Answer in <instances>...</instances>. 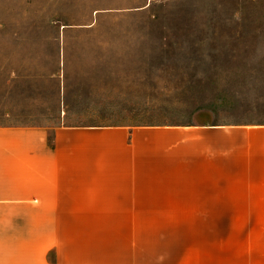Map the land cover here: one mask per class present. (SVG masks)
<instances>
[{
  "label": "rangeland",
  "instance_id": "obj_1",
  "mask_svg": "<svg viewBox=\"0 0 264 264\" xmlns=\"http://www.w3.org/2000/svg\"><path fill=\"white\" fill-rule=\"evenodd\" d=\"M117 1L0 0V101L57 98L64 84L66 124H185V190H264V131H253L264 123V0L185 5V22ZM6 105L0 122L13 118ZM52 109L11 115L57 123ZM232 123L247 126L231 133ZM92 218L103 222L63 215V242L70 229L84 237Z\"/></svg>",
  "mask_w": 264,
  "mask_h": 264
},
{
  "label": "crops",
  "instance_id": "obj_2",
  "mask_svg": "<svg viewBox=\"0 0 264 264\" xmlns=\"http://www.w3.org/2000/svg\"><path fill=\"white\" fill-rule=\"evenodd\" d=\"M241 1L109 5H162L185 22V5L218 11ZM64 88L57 98H1L13 118L0 122V264H264V190H185V124H66ZM45 108L57 123L13 120ZM78 214L103 222L92 218L84 237L70 229L63 242L62 216Z\"/></svg>",
  "mask_w": 264,
  "mask_h": 264
}]
</instances>
